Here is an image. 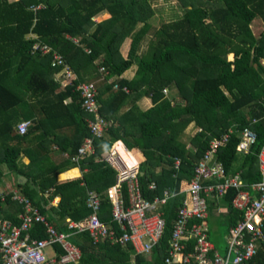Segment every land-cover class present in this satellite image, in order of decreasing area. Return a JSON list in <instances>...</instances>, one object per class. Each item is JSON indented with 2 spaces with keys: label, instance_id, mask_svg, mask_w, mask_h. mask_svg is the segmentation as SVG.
Returning <instances> with one entry per match:
<instances>
[{
  "label": "trees",
  "instance_id": "16d2710c",
  "mask_svg": "<svg viewBox=\"0 0 264 264\" xmlns=\"http://www.w3.org/2000/svg\"><path fill=\"white\" fill-rule=\"evenodd\" d=\"M150 1L0 0V179L5 173L20 178L13 176V187L60 230L66 217L78 221L90 214L85 200L87 191H94L100 196L99 219L118 232L104 196L114 184L115 171L96 159L120 140L139 163L144 199L153 201L163 191L175 194L161 207L163 236L149 256L136 255L129 243H93L83 232L70 238L81 250L78 264H164L182 192L210 141L229 129V140L216 150V161L226 174L240 173L245 184L261 180L257 154L264 145V28L256 36L251 26L260 19L264 27V0H178L183 14L158 27L151 20L155 11ZM101 14L109 17L94 20ZM146 39L147 47L140 51ZM35 42L52 50L40 53L32 49ZM125 45L126 57L121 51ZM53 51L75 75L71 85L61 86L62 66L52 64ZM227 54L233 58L227 59ZM99 65L107 74L100 73ZM133 66L135 74L126 76ZM82 82L95 84L99 114L110 123L103 137L93 139V153L75 162L82 139L90 135L75 91ZM164 89H174L175 96L169 99ZM142 97L152 106L142 110ZM22 121L29 126L19 135L16 126ZM190 123L200 130L186 133ZM244 127L256 133L247 153L237 150ZM120 145L116 150L123 161L136 165ZM174 157L180 158L178 170ZM75 167L81 171L80 180L58 189L57 173ZM151 183L155 189L149 188ZM234 194L222 197L231 209L226 230L239 216L231 208ZM11 196L0 188V217L18 223L23 207ZM55 196L60 197L57 205L51 204ZM213 208L210 204L209 211ZM30 234L45 237L38 223ZM245 264H264V241Z\"/></svg>",
  "mask_w": 264,
  "mask_h": 264
},
{
  "label": "built area",
  "instance_id": "2783aa9c",
  "mask_svg": "<svg viewBox=\"0 0 264 264\" xmlns=\"http://www.w3.org/2000/svg\"><path fill=\"white\" fill-rule=\"evenodd\" d=\"M39 6H30L32 10ZM78 42L77 39H74ZM32 49L40 53L52 50L47 44L33 43ZM87 52L90 50L85 48ZM53 65H61V86L71 85L75 75L65 64L61 54L53 51ZM99 71L107 74L104 65ZM110 78L108 83H112ZM118 85H113L117 90ZM80 99V108L87 115L86 128L90 135L82 139L73 161L78 162L83 156L93 153V139L103 137L108 122L99 114L97 94L93 82H82L75 87ZM123 91L128 93L127 88ZM164 89L163 93L166 94ZM29 126L22 121L16 126V132L23 135ZM200 128L198 129V131ZM232 129L210 141L208 149L197 162L188 186L183 190L182 205L176 210L171 222L167 257L164 264H245L251 261L264 241V145L257 154V163L261 180L254 184H245L240 173L226 174L216 161V150L229 140ZM256 140V133L250 127L239 132L237 150L247 153ZM96 161H103L115 171V181L106 189L104 196L110 203V219L118 227V232L98 217L100 196L94 191H87L85 204L91 212L76 221L66 217L65 229L51 222L47 215L39 211L31 200L12 189L11 199L22 204L23 211L18 214V223L0 217V264H78L81 250L71 241L73 234L88 232L93 243L107 240L111 244L129 243L136 255L149 256L152 249L163 236L165 221L161 207L174 193L163 191L160 198L153 201L142 197L139 188V165L127 166L117 150L111 145ZM180 158L174 157V169L178 170ZM155 189L154 183L149 186ZM234 191L231 207L238 212L237 221L224 235L225 247L221 252L209 238V198H222L226 192ZM4 196H1V200ZM43 226L45 237H33L30 229L34 224ZM59 246L63 251L59 252ZM51 249V255L46 251Z\"/></svg>",
  "mask_w": 264,
  "mask_h": 264
},
{
  "label": "rangeland",
  "instance_id": "374dc122",
  "mask_svg": "<svg viewBox=\"0 0 264 264\" xmlns=\"http://www.w3.org/2000/svg\"><path fill=\"white\" fill-rule=\"evenodd\" d=\"M151 4V8L154 9L155 14L154 16L151 18L152 23L155 24V26H159L162 22L165 21H169L174 19L176 16H181L183 14V9L179 3L178 0H151L150 1ZM108 17V16H107ZM107 17H103L102 14L100 16H98L97 18H95L94 20L98 21L100 19L98 18H102L105 19ZM263 25L261 23L260 19H256L251 26V29L253 31V33L256 36H259L260 33L263 31ZM150 36H147V38H149ZM147 39L143 42L140 51H143L146 49L147 47ZM121 51H122V55L124 57L127 56V52H128V47L127 46H122L121 47ZM233 56L232 54H227V59H232ZM132 70H135L132 68ZM130 71V70H129ZM167 92L166 94H164L166 97H169V99L173 98L175 96L176 91L174 89H166ZM198 131V129L196 128H191V127H187L185 132L188 134H194ZM22 161H25V158H22ZM25 163V162H24ZM14 177H16L15 175H3V177L0 179V188L2 186V188L4 187V185L6 184H11L10 180ZM18 177H16L17 179ZM11 187V186H10ZM13 188V187H12ZM7 191V190H6ZM209 238L216 244L217 248L222 252L224 247H225V241H224V234L229 231L226 230V225H218V229H216V227H213V225L209 222ZM48 252L49 255H51L52 250L51 249H47L46 250Z\"/></svg>",
  "mask_w": 264,
  "mask_h": 264
},
{
  "label": "crops",
  "instance_id": "0c3cea01",
  "mask_svg": "<svg viewBox=\"0 0 264 264\" xmlns=\"http://www.w3.org/2000/svg\"><path fill=\"white\" fill-rule=\"evenodd\" d=\"M103 14L106 16L107 13H103ZM103 14H102V16H103ZM107 16L109 17V14ZM133 69H135V66H133ZM133 74H135V70H132L131 69L130 71H128L126 73V76H129V77L131 76L132 77ZM138 105H139V107L142 110H145V109L151 107L152 106V103H151V100L149 98L142 97L138 101ZM108 123H110V122H108ZM189 127L199 129V127H195L194 123H190L188 125V128ZM118 142L121 143L122 146L120 144H117L116 145V143H118ZM115 145H116V147H118V145H120L121 149H123V150L126 149L125 146H124V144L120 140H116L115 143L113 144V147L116 149ZM127 151L130 153V155L132 156V158L135 159L136 163L139 165L136 157L133 156L132 153L129 150H127ZM83 157H85V156H83ZM83 157H81V158H83ZM24 162L27 163V159L26 158H25V161ZM157 170H160V169L157 168ZM4 175H10V174L5 173ZM80 177H81V171H80V169L78 167L72 168V169L67 170V171H65L63 173H57V176H56L57 184H56V186L59 189L60 188L59 187L60 185H63V184L69 185L68 183L71 182V181H74V180L75 181H79L80 180ZM19 179L20 178H17V180H19ZM10 186H9V184H7V185L5 184L3 188L1 186V190L2 191H6V190L10 191V190L14 189L13 185H10ZM59 200H60V197L59 196H55L52 199L51 204L57 205L58 202H59ZM208 203H209V207H210V204L212 206H214L213 210L211 212L209 211L208 227H209V222L213 225V227H216V229H218L217 228L218 225H225V223L229 222V213H230V210L231 209H230L229 205H226L223 202L222 198H216V199L214 197L213 198H209ZM211 213H212V217L210 216ZM209 230H210V227H209Z\"/></svg>",
  "mask_w": 264,
  "mask_h": 264
},
{
  "label": "clouds",
  "instance_id": "9594fccd",
  "mask_svg": "<svg viewBox=\"0 0 264 264\" xmlns=\"http://www.w3.org/2000/svg\"><path fill=\"white\" fill-rule=\"evenodd\" d=\"M115 143V141L111 144V145H113ZM20 180V179H19ZM8 191V190H7Z\"/></svg>",
  "mask_w": 264,
  "mask_h": 264
}]
</instances>
